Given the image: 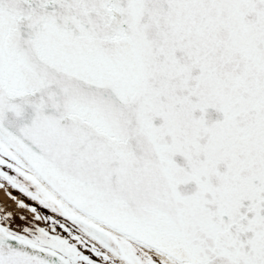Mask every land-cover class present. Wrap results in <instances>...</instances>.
<instances>
[{
  "label": "snow or ice",
  "instance_id": "snow-or-ice-1",
  "mask_svg": "<svg viewBox=\"0 0 264 264\" xmlns=\"http://www.w3.org/2000/svg\"><path fill=\"white\" fill-rule=\"evenodd\" d=\"M0 182V264H264V0H0Z\"/></svg>",
  "mask_w": 264,
  "mask_h": 264
},
{
  "label": "rangeland",
  "instance_id": "rangeland-1",
  "mask_svg": "<svg viewBox=\"0 0 264 264\" xmlns=\"http://www.w3.org/2000/svg\"><path fill=\"white\" fill-rule=\"evenodd\" d=\"M5 186H7V185H5ZM6 188L8 189L9 192L17 195L18 197H20L21 199H23L27 203L33 204L32 201H30L26 197L22 196V194H20L17 190L12 189L11 187H8V186ZM6 201H7V203H6ZM6 201H3V203L0 204V212H12V213L16 214V217H19L22 215L26 218V220L31 221L32 216L28 215V213L23 208H17L15 206L11 205L9 199H7ZM24 222L25 221H21L18 218L16 219L17 224H23ZM37 223H40L41 226H43V221H39Z\"/></svg>",
  "mask_w": 264,
  "mask_h": 264
},
{
  "label": "bare ground",
  "instance_id": "bare-ground-1",
  "mask_svg": "<svg viewBox=\"0 0 264 264\" xmlns=\"http://www.w3.org/2000/svg\"><path fill=\"white\" fill-rule=\"evenodd\" d=\"M7 186H5V184L3 182H0V204L3 203V201H6L7 199L10 200V204L17 207V204L22 200L25 204H30L27 203L26 201H24L23 199H21L20 197H18L17 195L11 193L8 191V189L6 188ZM7 203V201H6ZM6 205V204H5ZM18 208V207H17ZM28 215L32 216L33 214L28 211L26 208H23Z\"/></svg>",
  "mask_w": 264,
  "mask_h": 264
}]
</instances>
